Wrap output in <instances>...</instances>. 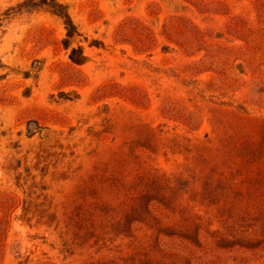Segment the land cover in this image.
Here are the masks:
<instances>
[{
	"label": "rangeland",
	"instance_id": "rangeland-1",
	"mask_svg": "<svg viewBox=\"0 0 264 264\" xmlns=\"http://www.w3.org/2000/svg\"><path fill=\"white\" fill-rule=\"evenodd\" d=\"M24 1L0 0V264H264V0H57L80 66Z\"/></svg>",
	"mask_w": 264,
	"mask_h": 264
},
{
	"label": "trees",
	"instance_id": "trees-1",
	"mask_svg": "<svg viewBox=\"0 0 264 264\" xmlns=\"http://www.w3.org/2000/svg\"><path fill=\"white\" fill-rule=\"evenodd\" d=\"M42 7L61 20L65 29V37L62 39L61 43L65 50H69V61L77 66L85 64L88 61V56L85 53L84 47L80 43L82 42V39L86 41V38H84L79 32L64 4L58 2L57 0H26L22 4L18 5V8H25L27 10ZM89 46L99 47L102 46V44L100 42L93 41L89 44Z\"/></svg>",
	"mask_w": 264,
	"mask_h": 264
}]
</instances>
